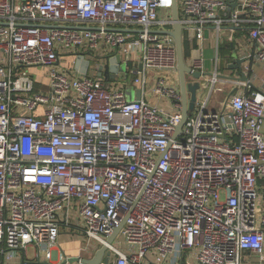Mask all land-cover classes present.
<instances>
[{"label":"built area","instance_id":"obj_1","mask_svg":"<svg viewBox=\"0 0 264 264\" xmlns=\"http://www.w3.org/2000/svg\"><path fill=\"white\" fill-rule=\"evenodd\" d=\"M174 1L0 0V264L52 260L64 228L116 264H244L246 252L264 264V0H184L187 63L208 73L209 48L215 65L179 132L177 46L160 33L173 30ZM239 31L252 42L239 56L248 81L219 74L224 33ZM117 56L119 71L139 64L141 100L100 75ZM123 221L126 251L108 242Z\"/></svg>","mask_w":264,"mask_h":264},{"label":"water","instance_id":"obj_2","mask_svg":"<svg viewBox=\"0 0 264 264\" xmlns=\"http://www.w3.org/2000/svg\"><path fill=\"white\" fill-rule=\"evenodd\" d=\"M172 17L174 21L173 30L171 31H161L160 33L163 34H170L174 37L176 41L177 46V53H178V73H179V91L182 97L181 103L183 105L182 109V120L180 125L178 126V132L182 130V127L186 123L189 115L191 112L194 111L196 107V103L198 100V95L201 90V80H203L202 76H207L210 73L203 74L202 72L196 71L192 72V69L189 67L185 53H184V44L182 40V30L183 26L180 23L179 18V9L176 0L174 1L173 7H172ZM3 24V23H0ZM50 27H54L50 25ZM119 31L127 32L128 29L120 28L116 29ZM134 31V30H131ZM233 49V63L229 65V69L231 70H238L236 71V75L240 74V79L243 81H248V77L243 75L241 73L242 63L243 59H241L238 55V53L234 50L235 46L232 44ZM120 61L119 56L115 58H111L108 60V62L104 65V67H101V69L104 68L103 72H100V75H104L106 79H110L111 76L109 75L110 72H117L119 71V67L117 63ZM75 69L79 71L82 74H86L89 69V61L84 60L83 57H79L75 64ZM222 77H228L233 78L229 76L221 75ZM142 93L140 90L136 91V99L141 100ZM123 223L117 227L113 233L108 238L109 244H112L116 237L119 235ZM68 263H79V264H115L113 260V253L111 250L108 249L106 245H103L102 247L91 250V254L86 257L81 256H72L68 257L66 256L65 259L60 262L59 264H68ZM20 264H52L48 259H42L41 256L37 258H30L26 257L25 255L21 258Z\"/></svg>","mask_w":264,"mask_h":264},{"label":"rangeland","instance_id":"obj_3","mask_svg":"<svg viewBox=\"0 0 264 264\" xmlns=\"http://www.w3.org/2000/svg\"><path fill=\"white\" fill-rule=\"evenodd\" d=\"M178 5H179V10L180 12H183L184 10V0H178ZM223 44L221 46L222 48V53L220 55V60H221V66L219 69V74L224 75V76H229L232 77L235 73V71L229 69L228 66V54L225 52ZM185 51H189V47H185ZM98 55V57H101L103 55V52L101 50H95L93 52V56ZM214 58V53L211 49L207 48L204 52V60H205V69L206 72L212 73L214 71V66L212 59ZM90 60L93 64L97 63L98 60L96 58H93L92 56L90 57ZM65 62V59L63 60ZM139 68V64L133 66L132 63L127 64L124 60H122L121 65H120V71L118 73H114L111 76L112 80H120V81H125L127 83V88H126V93L127 97L129 100H134L136 99V89L137 85L134 83V77L135 74L132 70H136ZM31 73L33 74V77L35 78V81L41 82L43 84H46L47 82V76H48V71L47 69L40 67V68H35L31 69ZM93 74V67L90 68L89 75L92 76ZM157 74V73H156ZM149 82L147 84V92L149 93L151 91V88L153 87L154 84V79H155V73L152 72L149 74ZM178 77L177 75L170 76L169 80L172 83H175L177 81ZM225 93H220L221 96H224ZM201 95V93H200ZM221 99V98H220ZM218 99L216 98V94L211 98L209 107L210 108H215L219 109V107L216 104V101ZM193 112L190 113L192 115ZM76 221V218L74 217V222ZM60 240L64 242V245L66 244L67 248L69 249L68 252L71 254H74L75 256H86V250H94V248H100L103 245H101L98 241L91 240L87 238L84 234L75 231V230H68L66 228L63 229L61 235H60ZM68 244V245H67ZM113 244L123 250L126 251L125 244L123 241V238L121 234H119L116 239L114 240ZM33 254V249L30 248L28 250V255L31 256ZM113 256L116 259L115 254L113 253ZM64 260V259H63ZM62 262V261H61ZM19 261L15 260L13 264H18Z\"/></svg>","mask_w":264,"mask_h":264},{"label":"crops","instance_id":"obj_4","mask_svg":"<svg viewBox=\"0 0 264 264\" xmlns=\"http://www.w3.org/2000/svg\"><path fill=\"white\" fill-rule=\"evenodd\" d=\"M232 34H233V36H231L230 33L228 34V32H225L224 33L225 36L222 39V42H221L220 48H219V59H220V55L222 53L221 46L223 44H226V46L224 45V49L223 50H225V52L228 54V66L233 63V58H232V54H233L232 44H234V46H235V49L234 50L239 54V56L242 55V54H244V53H246L247 51H249L251 49V47H252L251 39L249 37V34L246 31H239L237 33H232ZM229 44L231 46H230V49L227 50L226 47ZM206 45H209V42H206ZM190 54H191V50L187 52V56L189 57ZM194 54L195 55H198L196 53H194ZM212 62H213V66H214L215 65V62L213 60H212ZM220 62H221V60H220ZM256 72L259 75H264V64L257 65ZM262 85L263 84H262V82L260 80H256L255 81V86L257 88H259V89L263 88ZM222 86L223 87H226L227 91L229 90V85H227V84L225 85L224 84ZM253 88L255 89V87H253ZM220 93H218L216 95V98L223 99L224 97L227 96V94H224V96H221ZM224 93H226V91ZM216 104L219 107L218 102H216ZM95 249H98V248H94V250ZM68 250L69 249L67 248L66 244L64 245V242H62L59 239V243L56 246V251H55V253H54L53 257H52L53 259L52 260H49V261L52 264H59L61 261H63V259H65L66 256H68V257L75 256L74 254H71L70 252H68ZM85 252H86V256H82L81 255V257H86L87 258L91 254V250H86ZM245 256L246 257H245V260H244V264H259V260H258V257L256 255H253L252 256L248 252H246L245 253ZM113 260H114V263L116 264V259H115L114 256H113ZM20 263L21 262H19L18 264H20ZM68 264H79V263H68Z\"/></svg>","mask_w":264,"mask_h":264},{"label":"trees","instance_id":"obj_5","mask_svg":"<svg viewBox=\"0 0 264 264\" xmlns=\"http://www.w3.org/2000/svg\"><path fill=\"white\" fill-rule=\"evenodd\" d=\"M184 46L186 47V44H184ZM230 46H231L230 44H229V45H227V47H226V48H227V50H228V49H230ZM185 57L187 58V52H185Z\"/></svg>","mask_w":264,"mask_h":264}]
</instances>
